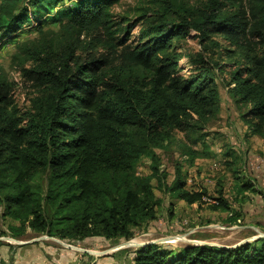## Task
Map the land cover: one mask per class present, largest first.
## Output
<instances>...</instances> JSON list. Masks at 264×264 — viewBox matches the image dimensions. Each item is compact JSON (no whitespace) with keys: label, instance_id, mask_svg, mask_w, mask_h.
<instances>
[{"label":"trees","instance_id":"obj_1","mask_svg":"<svg viewBox=\"0 0 264 264\" xmlns=\"http://www.w3.org/2000/svg\"><path fill=\"white\" fill-rule=\"evenodd\" d=\"M229 1L233 9L221 0L197 8L153 1L142 16L141 41L131 47L129 28L113 16L119 0H75L65 8L64 0H0V50L47 20L60 23L62 33L57 45L19 48L31 64H22V76L39 90L27 112L0 78V206L22 230L74 243L130 241L157 220L154 181L178 201L205 203L206 191L188 189L181 161L168 183L156 152L180 146L190 165L210 157L207 129L221 111L222 66L184 52L180 43L190 32L201 43L219 47L210 38L222 35L246 49V67L231 73L229 93L246 109L249 137L264 139V0ZM99 49L113 59L98 56ZM184 58L188 77L181 75ZM146 157L152 173L143 176L137 167ZM38 175L46 176V193L33 188ZM217 201L229 208L221 192ZM134 264H264V238L236 248L147 245L135 251Z\"/></svg>","mask_w":264,"mask_h":264},{"label":"rangeland","instance_id":"obj_2","mask_svg":"<svg viewBox=\"0 0 264 264\" xmlns=\"http://www.w3.org/2000/svg\"><path fill=\"white\" fill-rule=\"evenodd\" d=\"M74 1L64 0L59 7H69ZM153 1L156 0H119L112 7L115 21L129 28L125 36L131 47L141 41V30L146 28L142 16L153 7ZM206 2L176 0L177 5L193 8L202 7ZM221 2L234 8L229 0ZM168 18L174 19L176 15L170 13ZM37 28L18 34L16 42L11 40L0 50V78L12 85L14 101L21 113L30 109L39 90L22 76V64L27 68L31 64L20 53V46H43L49 42L57 45L62 37L60 23L47 20L39 31ZM84 40L82 35L76 42L84 44ZM210 40L219 47L212 46L210 41L201 43L195 32H190L180 43L186 54L202 53L222 66L216 81L221 94V111L207 129L210 157L201 156L190 165L182 156L180 146L156 151L162 157V170L169 175L168 183L173 181L175 162L181 161L185 165L188 189L206 191L205 203L190 206L178 201L160 190L154 181L156 195L161 201L155 222L137 229L136 236L130 241L91 239L81 243L38 235L30 229L24 231L0 206V264H134L135 251L147 245L160 244L174 250L187 246L236 248L264 238V139L249 137L241 117L246 109L236 104L228 86L231 73L238 67H246V49L236 47L222 35H212ZM254 43H257L256 39ZM96 54L113 59L104 49H99ZM181 68V75L188 77L191 71L188 58L182 59ZM177 139L186 141L183 133H177ZM197 149L202 152L200 145ZM151 163L150 158H144L137 167L138 174L150 175ZM247 187L251 189L247 190ZM33 188L46 193V176L38 175ZM220 192L229 204L227 210L217 208Z\"/></svg>","mask_w":264,"mask_h":264},{"label":"water","instance_id":"obj_3","mask_svg":"<svg viewBox=\"0 0 264 264\" xmlns=\"http://www.w3.org/2000/svg\"><path fill=\"white\" fill-rule=\"evenodd\" d=\"M153 245V244H152ZM67 247H69V248H71L70 246H67ZM145 247V246H144Z\"/></svg>","mask_w":264,"mask_h":264},{"label":"bare ground","instance_id":"obj_4","mask_svg":"<svg viewBox=\"0 0 264 264\" xmlns=\"http://www.w3.org/2000/svg\"><path fill=\"white\" fill-rule=\"evenodd\" d=\"M138 246V245H137Z\"/></svg>","mask_w":264,"mask_h":264}]
</instances>
